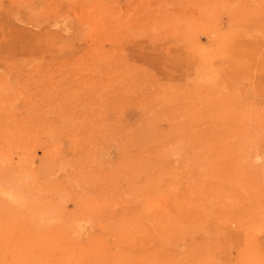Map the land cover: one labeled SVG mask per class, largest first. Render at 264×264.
<instances>
[{
  "label": "rangeland",
  "instance_id": "374dc122",
  "mask_svg": "<svg viewBox=\"0 0 264 264\" xmlns=\"http://www.w3.org/2000/svg\"><path fill=\"white\" fill-rule=\"evenodd\" d=\"M0 188V264H260L264 0H0Z\"/></svg>",
  "mask_w": 264,
  "mask_h": 264
},
{
  "label": "bare ground",
  "instance_id": "6f19581e",
  "mask_svg": "<svg viewBox=\"0 0 264 264\" xmlns=\"http://www.w3.org/2000/svg\"><path fill=\"white\" fill-rule=\"evenodd\" d=\"M200 53L201 56L203 57V53L202 52ZM188 68L189 66L187 67V70ZM0 199L8 203H15V204H21L22 201L21 198L15 196V194H12L10 190L4 188H0ZM252 245L253 247L249 249L248 253L250 257L254 256L253 260L261 264L262 261L264 262V249H262V247L258 244L257 241H254Z\"/></svg>",
  "mask_w": 264,
  "mask_h": 264
}]
</instances>
